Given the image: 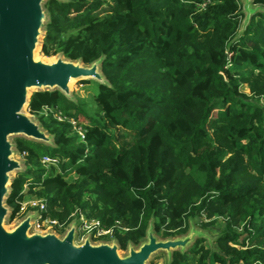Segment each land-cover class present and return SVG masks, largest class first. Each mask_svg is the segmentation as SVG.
Masks as SVG:
<instances>
[{"label":"trees","instance_id":"16d2710c","mask_svg":"<svg viewBox=\"0 0 264 264\" xmlns=\"http://www.w3.org/2000/svg\"><path fill=\"white\" fill-rule=\"evenodd\" d=\"M44 9L40 54L101 58L107 84L81 80L88 96L75 100L31 94L27 112L52 144L14 139L24 170L10 184L8 220L40 200L44 218L67 226L82 216L126 251L149 224L166 239L186 235L192 219L202 229L221 219L212 250L197 237L166 264H264V11L241 27L240 0H47ZM45 155L57 165L43 166Z\"/></svg>","mask_w":264,"mask_h":264},{"label":"water","instance_id":"95a60500","mask_svg":"<svg viewBox=\"0 0 264 264\" xmlns=\"http://www.w3.org/2000/svg\"><path fill=\"white\" fill-rule=\"evenodd\" d=\"M47 0H0V264H148L159 252L169 260L173 251H184L197 237L206 238L199 230L189 228L176 238L157 237L149 224L146 236L138 246L128 245L121 254L117 243H94L87 236L76 241V221L70 222L62 235L54 231L33 229L35 212H28L12 228H6L10 208L6 198L12 174L24 170L17 157L12 137L52 144V138L30 114L24 112L30 91H60L70 97L73 80H93L107 84L101 71V58L89 65L69 60L61 54L46 61L36 57L47 21ZM243 1L245 18L241 27L261 6Z\"/></svg>","mask_w":264,"mask_h":264},{"label":"rangeland","instance_id":"374dc122","mask_svg":"<svg viewBox=\"0 0 264 264\" xmlns=\"http://www.w3.org/2000/svg\"><path fill=\"white\" fill-rule=\"evenodd\" d=\"M240 2H241V6L243 7V5H244L243 1L240 0ZM105 11H106V7H103L99 11V14L102 15V14L105 13ZM36 55H37V57L43 58L46 61L52 60V59H54L56 57V56H54V57L47 58V57L42 56L40 54V46L38 47V49L36 51ZM80 82H81V80H73L71 82V84H70V97H71V100H75V98L77 96H79V97H87L88 96V93L85 91V88H87V85L86 84H81ZM93 82L98 83L97 81H93ZM240 90H241V92L249 94L248 88L244 84L240 86ZM33 92H34V90L30 91V94H32ZM93 92L97 93L96 86H94ZM24 112L29 114L27 112V106L25 107ZM212 116H215V111H213V115ZM14 139H15V137H12V141L13 142H14ZM17 157L20 158L18 153H17ZM15 175L16 174H12V177H14ZM31 200H32V198H28L27 200H25L23 202L24 203L23 205H25V209H27V203L29 201H31ZM23 213H20L19 215H17V217L14 220H12V221L7 220L6 228H12L14 226V224L19 219H21L20 217H22L21 215ZM73 220L76 221V241L77 242H81L87 236L94 243H98V242H108V243H110V242L113 241V238H112L110 232L106 231V230H103L101 228H97L96 229V233L92 234L93 228H95V226H96V223H94L93 221H88V220L84 219L82 216H79V218H74ZM200 221H201V218H195V219L190 220V222H189V226L190 227L189 228L190 229L193 228V229H196V230H199V231L203 232L205 234V236L207 237V239L205 238L204 245H205V247L210 248L212 250L215 247V245H214L215 238H216V236L218 235V233L220 232V230L222 228V220L218 219L214 227H209L207 229H202L200 227V225H199ZM68 225L64 226V225L58 224V223H56V224L44 223V228L43 229L46 230L45 228L51 227L52 231L56 232L57 234L62 235V233L66 230ZM188 247L189 246H187L185 248V250ZM120 253L121 254H125L126 251H120ZM167 262H168L167 255L165 253H163V252H159V253H157V254H155V255H153L151 257V260L149 261L148 264H151V263H154V264H166Z\"/></svg>","mask_w":264,"mask_h":264},{"label":"built area","instance_id":"2783aa9c","mask_svg":"<svg viewBox=\"0 0 264 264\" xmlns=\"http://www.w3.org/2000/svg\"><path fill=\"white\" fill-rule=\"evenodd\" d=\"M59 120H62L61 115H57L56 116ZM71 124L73 125V129L77 131V134L80 136V139H83L82 136V132L80 127L76 126L75 121L71 120ZM23 155H19V157L23 160ZM58 163V160L56 158H51L47 155L42 156L41 157V164L45 167H49V166H56ZM24 203L21 204V207L19 209V213H23L21 216L23 217L24 215H26L28 212H35V217L32 220V225H33V229L34 230H38V231H49L51 229V227H47L45 228L46 230H44V223H48V224H56L57 221L56 220H50L48 218H44L43 217V213L45 212V204L40 201V200H36V199H32L31 201H29L27 203V209H25V205H23ZM20 217V218H22ZM95 223V222H94ZM97 225V224H96Z\"/></svg>","mask_w":264,"mask_h":264},{"label":"bare ground","instance_id":"6f19581e","mask_svg":"<svg viewBox=\"0 0 264 264\" xmlns=\"http://www.w3.org/2000/svg\"><path fill=\"white\" fill-rule=\"evenodd\" d=\"M34 55L37 57L36 53Z\"/></svg>","mask_w":264,"mask_h":264}]
</instances>
